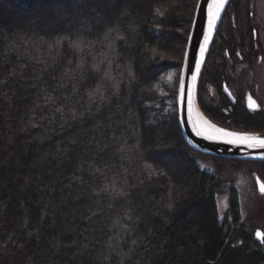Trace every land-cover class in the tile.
<instances>
[{"label":"trees","instance_id":"trees-1","mask_svg":"<svg viewBox=\"0 0 264 264\" xmlns=\"http://www.w3.org/2000/svg\"><path fill=\"white\" fill-rule=\"evenodd\" d=\"M197 2L0 0V264H264L159 94ZM252 11L230 1L201 80L246 57Z\"/></svg>","mask_w":264,"mask_h":264},{"label":"water","instance_id":"water-1","mask_svg":"<svg viewBox=\"0 0 264 264\" xmlns=\"http://www.w3.org/2000/svg\"><path fill=\"white\" fill-rule=\"evenodd\" d=\"M230 1L223 0L218 15H216L215 5L221 0H198L197 2L178 81L176 102L178 124L188 147L199 154L233 160L264 162V148L259 147L258 144L251 146L255 144V141L240 142L237 140L235 143H228L230 137L216 136L214 130L210 129L208 125H215L216 128L237 136L249 135L259 139H264V136L230 130L212 123L202 114L196 100V91L207 56ZM210 5H212L211 8ZM210 19L213 21L211 25ZM189 98L192 108L191 120L188 115ZM204 121H207L208 124H205ZM194 125L197 130L202 129L200 135L194 131ZM208 135H213L215 138L208 139L206 138ZM258 234H260L259 231Z\"/></svg>","mask_w":264,"mask_h":264},{"label":"flooded vegetation","instance_id":"flooded-vegetation-1","mask_svg":"<svg viewBox=\"0 0 264 264\" xmlns=\"http://www.w3.org/2000/svg\"><path fill=\"white\" fill-rule=\"evenodd\" d=\"M251 37L252 40L248 42L249 49L247 50L246 57L243 58L240 52L237 51L236 54L240 60L239 64L227 65L225 67L227 72L224 74L223 79L219 81L200 79L196 97L198 106L202 112L216 125L230 130L264 136V97L261 95V90L264 87L259 86L258 81L238 80L246 72H251L263 65L260 62L264 57V48L262 44L257 42V33H253ZM254 59H257L259 62L255 63ZM205 68L207 70L214 69L218 71L223 67L215 65L211 68L208 65ZM249 105H252V107L250 108ZM224 159L230 161L233 170H235V163H261L263 168L258 172L255 170L251 171V177L254 179L258 193L264 196V192L260 190L261 185L264 184V162ZM234 184L233 182L230 183L231 191L236 192L235 194L239 201V227L251 233L255 241L264 248V221L261 227L259 225V227L253 228L248 221L244 220L240 194ZM229 203L230 192L227 195L226 212L222 218H219L221 221L228 219L232 223L231 217L228 214ZM258 231L260 234H258Z\"/></svg>","mask_w":264,"mask_h":264},{"label":"rangeland","instance_id":"rangeland-1","mask_svg":"<svg viewBox=\"0 0 264 264\" xmlns=\"http://www.w3.org/2000/svg\"><path fill=\"white\" fill-rule=\"evenodd\" d=\"M184 1V0H183ZM251 8L254 17V29L253 33H257V42L262 44L264 48V0H251ZM180 31V30H179ZM173 54H177L174 51ZM254 62H259L254 59ZM264 65V57L260 62ZM257 67L251 72H246L243 77L238 78L241 81H258L259 86L264 87V66ZM205 69V65L204 68ZM180 71L175 70L174 67L167 69L160 77L158 86L159 94L164 98L165 110L172 109L173 103L177 102V88L179 81ZM175 91V100L171 99L170 92ZM261 95L264 97V88L261 90ZM197 100V97H196ZM198 104V103H197ZM199 107V106H198ZM200 109V107H199ZM202 112V110L200 109ZM205 116V114L202 112ZM210 120L207 116H205ZM211 121V120H210ZM212 122V121H211ZM214 123V122H212ZM255 134V133H254ZM197 162L200 167L216 175L221 188L217 194L218 214L222 218L227 209V195H229L231 185L235 183L238 193L240 194V200L242 205V214L244 220L248 221L253 228L262 226L264 221V196L258 193L254 179L251 177V171L258 172L263 168L260 163H235L234 169L230 164V161L224 158H217L212 156H197ZM263 162V161H255ZM261 223V224H260Z\"/></svg>","mask_w":264,"mask_h":264},{"label":"snow or ice","instance_id":"snow-or-ice-1","mask_svg":"<svg viewBox=\"0 0 264 264\" xmlns=\"http://www.w3.org/2000/svg\"><path fill=\"white\" fill-rule=\"evenodd\" d=\"M223 5V0H221L220 3L216 4L215 7L217 9V13L216 15L219 14V9L222 7ZM212 7V5H210V8ZM214 19V17H213ZM212 19H210V25L212 24ZM57 43H59V41H57ZM183 92V89H182ZM249 107L251 108L252 105H249ZM188 115H189V119L191 120V116H192V108H191V100L189 98L188 100ZM205 124H208L207 121H204ZM208 127L212 130H214V133L216 134V136H221V137H230V139L228 140V143H235L237 140H239L240 142H244V141H255V144L251 145V146H256V144H258L259 147L264 148V139H259L258 137H253V136H249V135H244V136H237L234 133H230V132H226L223 129H219L216 128L215 125H208ZM194 131H196L197 135L201 134V130H197L196 126H193ZM206 138L208 139H213L215 138L213 135H208L206 136ZM261 192H264V184L261 185L260 187Z\"/></svg>","mask_w":264,"mask_h":264}]
</instances>
